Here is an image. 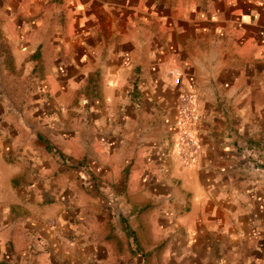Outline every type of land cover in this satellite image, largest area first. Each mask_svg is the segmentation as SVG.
Returning a JSON list of instances; mask_svg holds the SVG:
<instances>
[{
  "label": "crops",
  "instance_id": "0c3cea01",
  "mask_svg": "<svg viewBox=\"0 0 264 264\" xmlns=\"http://www.w3.org/2000/svg\"><path fill=\"white\" fill-rule=\"evenodd\" d=\"M165 254L264 260V0H0V262Z\"/></svg>",
  "mask_w": 264,
  "mask_h": 264
},
{
  "label": "built area",
  "instance_id": "2783aa9c",
  "mask_svg": "<svg viewBox=\"0 0 264 264\" xmlns=\"http://www.w3.org/2000/svg\"><path fill=\"white\" fill-rule=\"evenodd\" d=\"M172 72L178 75L177 69H172ZM176 81H179V77H176ZM196 103L195 94L188 92L180 95L179 98V112H180V124L182 126L181 131V145L182 153L186 160H190L199 150V144L191 128L193 122V111Z\"/></svg>",
  "mask_w": 264,
  "mask_h": 264
},
{
  "label": "rangeland",
  "instance_id": "374dc122",
  "mask_svg": "<svg viewBox=\"0 0 264 264\" xmlns=\"http://www.w3.org/2000/svg\"><path fill=\"white\" fill-rule=\"evenodd\" d=\"M166 252V250H164ZM168 256L165 254L161 257V259L159 258H154L153 263L152 264H168ZM259 264H264V260L259 262Z\"/></svg>",
  "mask_w": 264,
  "mask_h": 264
},
{
  "label": "trees",
  "instance_id": "16d2710c",
  "mask_svg": "<svg viewBox=\"0 0 264 264\" xmlns=\"http://www.w3.org/2000/svg\"><path fill=\"white\" fill-rule=\"evenodd\" d=\"M0 264H3L2 262H0Z\"/></svg>",
  "mask_w": 264,
  "mask_h": 264
}]
</instances>
